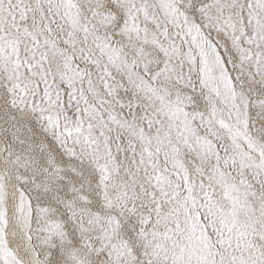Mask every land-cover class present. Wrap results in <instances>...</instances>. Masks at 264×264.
I'll return each instance as SVG.
<instances>
[{"label":"snow or ice","instance_id":"6c2138e0","mask_svg":"<svg viewBox=\"0 0 264 264\" xmlns=\"http://www.w3.org/2000/svg\"><path fill=\"white\" fill-rule=\"evenodd\" d=\"M0 264H264V0H0Z\"/></svg>","mask_w":264,"mask_h":264}]
</instances>
